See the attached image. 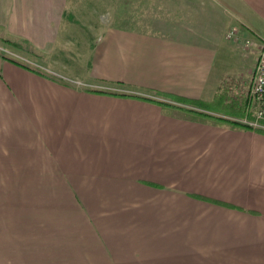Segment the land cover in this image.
Here are the masks:
<instances>
[{
  "label": "crops",
  "instance_id": "obj_1",
  "mask_svg": "<svg viewBox=\"0 0 264 264\" xmlns=\"http://www.w3.org/2000/svg\"><path fill=\"white\" fill-rule=\"evenodd\" d=\"M202 4L82 43L65 0H0L48 68L0 57V264H264V134L216 120H255L264 0Z\"/></svg>",
  "mask_w": 264,
  "mask_h": 264
},
{
  "label": "rangeland",
  "instance_id": "obj_2",
  "mask_svg": "<svg viewBox=\"0 0 264 264\" xmlns=\"http://www.w3.org/2000/svg\"><path fill=\"white\" fill-rule=\"evenodd\" d=\"M205 10L207 8H204L202 0H65L64 14L60 22L62 25L74 27L76 40L79 39L83 43V37L88 40V37L99 34L101 27H113L117 22L124 23L126 19H130V26L155 30V25L170 21L187 25L188 21L192 22L191 16H194L195 12L198 16ZM248 37L255 40L253 36ZM231 43L237 47L236 53H241L245 47L250 46H246L244 40ZM0 54L47 73L48 68L43 63H38L16 49L4 45L2 41Z\"/></svg>",
  "mask_w": 264,
  "mask_h": 264
},
{
  "label": "built area",
  "instance_id": "obj_3",
  "mask_svg": "<svg viewBox=\"0 0 264 264\" xmlns=\"http://www.w3.org/2000/svg\"><path fill=\"white\" fill-rule=\"evenodd\" d=\"M239 35V29L233 28L231 29L227 35L226 38L228 40H234L237 39ZM250 44L249 41L246 42V46ZM68 82H72L69 79H66ZM76 84L80 85L81 83ZM248 97L251 103H254L256 105L254 116V121H244L243 124L249 126L253 129H262L264 130V45L261 49L260 55L258 57L253 78L251 81V85L248 92Z\"/></svg>",
  "mask_w": 264,
  "mask_h": 264
},
{
  "label": "trees",
  "instance_id": "obj_4",
  "mask_svg": "<svg viewBox=\"0 0 264 264\" xmlns=\"http://www.w3.org/2000/svg\"><path fill=\"white\" fill-rule=\"evenodd\" d=\"M126 20H127V21H124V23H121V24H119V23L117 22V24H115L114 26H115V27H116V26H118V27H132V26L129 25L130 19H126ZM130 24H132V23H130ZM5 42H6L5 44H8L9 46H12V47L15 48L16 50L21 49V44H20V43L13 42V41H10V40L5 41ZM0 57L3 58V59H8V60H10V61H12V62H14V63H16V64H19V65H21V66H23V67H26V68H28V69H32V70L38 72V70H36L35 68H33V67H31V66H29V65H27V64H25V63H23V62H21V61H18V60H16V59H12V58L7 57V56L2 55V54H0ZM113 94L118 95V94H116V93H113ZM123 96H125V95H123ZM216 120H219L220 123H227V124H230V125H232V126H242V127H245V128H250L249 126L244 125V124H242V123L239 122V121H228V120H224V119H220V118H216ZM258 132H261V133L264 134V130H258ZM217 204H221V203H217ZM225 206H227V207H231L230 205H225ZM231 208H233V207H231Z\"/></svg>",
  "mask_w": 264,
  "mask_h": 264
}]
</instances>
